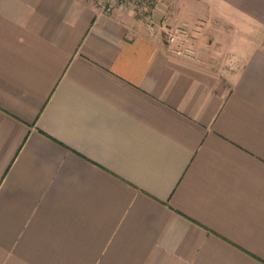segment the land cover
<instances>
[{
  "label": "crops",
  "instance_id": "0c3cea01",
  "mask_svg": "<svg viewBox=\"0 0 264 264\" xmlns=\"http://www.w3.org/2000/svg\"><path fill=\"white\" fill-rule=\"evenodd\" d=\"M0 0V264H264V0Z\"/></svg>",
  "mask_w": 264,
  "mask_h": 264
},
{
  "label": "built area",
  "instance_id": "2783aa9c",
  "mask_svg": "<svg viewBox=\"0 0 264 264\" xmlns=\"http://www.w3.org/2000/svg\"><path fill=\"white\" fill-rule=\"evenodd\" d=\"M105 12H111L115 7H128L137 17L145 19L151 32L161 31L166 34L169 51L177 56L191 60H199L196 48V29H191L186 23H164L156 20V12L161 0H93Z\"/></svg>",
  "mask_w": 264,
  "mask_h": 264
}]
</instances>
